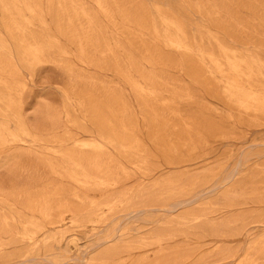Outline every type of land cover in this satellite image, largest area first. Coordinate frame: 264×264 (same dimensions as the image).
Segmentation results:
<instances>
[{"label": "rangeland", "instance_id": "rangeland-1", "mask_svg": "<svg viewBox=\"0 0 264 264\" xmlns=\"http://www.w3.org/2000/svg\"><path fill=\"white\" fill-rule=\"evenodd\" d=\"M87 260L264 264V0H0V264Z\"/></svg>", "mask_w": 264, "mask_h": 264}, {"label": "bare ground", "instance_id": "bare-ground-1", "mask_svg": "<svg viewBox=\"0 0 264 264\" xmlns=\"http://www.w3.org/2000/svg\"><path fill=\"white\" fill-rule=\"evenodd\" d=\"M212 32V31H211ZM172 40V39H171ZM180 41V40H179ZM174 43V42H173ZM184 43V42H183ZM182 48V47H181ZM186 48V47H185ZM184 49V48H183ZM189 49V48H188ZM179 52V51H178ZM250 63V62H249ZM185 67V66H184ZM192 69V68H191ZM194 70V69H193ZM222 73V72H221ZM258 107V106H257ZM255 109V108H254ZM101 125V124H100ZM105 125V124H104ZM98 127V126H97ZM96 127V128H97ZM106 127V126H105ZM100 128V127H99ZM102 130V129H101ZM104 130V129H103ZM110 131V130H109ZM99 132V131H98ZM125 133V132H124ZM94 135V134H93ZM120 135V134H119ZM97 136V135H96ZM99 136V135H98ZM101 137V136H100ZM94 138V137H93ZM116 139V138H115ZM117 141V140H116ZM113 143V142H112ZM106 145V144H105ZM117 146H119V145H117ZM111 150V149H110ZM128 150V149H127ZM108 151V150H107ZM122 161V160H121ZM66 165V164H65ZM123 166V165H122ZM147 175V174H146ZM84 176V175H83ZM82 180V179H81ZM102 181V180H101ZM90 183V182H89ZM106 185H107V183H106ZM113 185H115V184H113ZM91 186V185H90ZM111 186V185H110ZM112 187V186H111ZM122 196V195H121ZM142 196V195H141ZM81 197V196H80ZM128 197V196H127ZM82 198V197H81ZM80 198V199H81ZM84 198V197H83ZM141 198V197H140ZM85 200V199H84ZM120 200V199H119ZM81 201V200H80ZM137 202V201H136ZM125 203V202H124ZM121 204V203H120ZM123 204V203H122ZM121 204V205H122ZM106 206V205H105ZM113 209V208H112ZM112 212V211H111ZM112 214V213H111ZM46 216V215H45ZM43 217V216H42ZM50 217V216H49ZM96 218V217H95ZM100 219V218H99ZM40 230V229H39ZM109 233V232H108ZM111 233V232H110ZM117 233H118V231H117ZM112 235V234H111ZM121 235V234H120ZM125 235V234H124ZM107 238L108 237H105V238H102V239H100V241L98 240V242H99V245L100 246H107V244L109 243V241L107 240ZM116 239V238H115ZM121 239V238H120ZM31 240H33V239H31ZM116 241V240H115ZM111 243V242H110ZM34 245V244H33ZM103 248V247H102ZM109 253V252H108ZM112 253V252H111ZM108 255V254H107ZM112 256V255H111ZM107 258V257H106ZM112 260H113V258H112ZM36 261V260H35ZM61 261V260H60ZM57 262V261H56ZM59 263V262H58ZM86 264H95L93 261H86Z\"/></svg>", "mask_w": 264, "mask_h": 264}]
</instances>
